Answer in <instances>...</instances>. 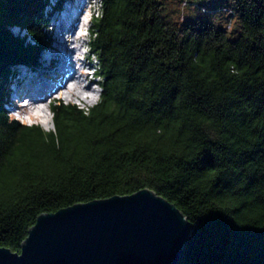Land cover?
I'll use <instances>...</instances> for the list:
<instances>
[{
  "label": "trees",
  "instance_id": "16d2710c",
  "mask_svg": "<svg viewBox=\"0 0 264 264\" xmlns=\"http://www.w3.org/2000/svg\"><path fill=\"white\" fill-rule=\"evenodd\" d=\"M99 1L98 97H53L46 129L7 104L51 42L50 0H0V245L20 250L40 211L148 186L192 225L179 264H264V0H180V20L159 0Z\"/></svg>",
  "mask_w": 264,
  "mask_h": 264
},
{
  "label": "water",
  "instance_id": "95a60500",
  "mask_svg": "<svg viewBox=\"0 0 264 264\" xmlns=\"http://www.w3.org/2000/svg\"><path fill=\"white\" fill-rule=\"evenodd\" d=\"M187 215L148 186L40 211L0 264H179Z\"/></svg>",
  "mask_w": 264,
  "mask_h": 264
},
{
  "label": "rangeland",
  "instance_id": "374dc122",
  "mask_svg": "<svg viewBox=\"0 0 264 264\" xmlns=\"http://www.w3.org/2000/svg\"><path fill=\"white\" fill-rule=\"evenodd\" d=\"M160 1V3H161V10H162V12H163V14L165 15V17L166 18H169V19H174V20H180L179 18H178V15H179V11H180V0H159ZM225 2H229V4H230V0H224ZM206 3V2H205ZM90 7H92V8H90V11H89V9H88V11L85 9V6H83V10L81 11L82 12V14L84 13V16H85V19H86V23H87V19H88V17H89V15H90V13H91V11L92 12H97L98 11V7H99V0H96V2L94 3V2H91L90 4H88ZM48 13H49V10H48ZM184 13H185V17H186V19H190V18H192L193 16H196V15H202L203 17H205V18H207V19H211V20H213L217 25H221V26H225L226 25V16L224 15V14H222V13H218L217 14V16H216V14H214V13H211V12H200L198 9H196V8H194V7H190V6H186L185 8H184ZM55 14H57V13H55ZM62 14H64V13H62ZM219 15H222V16H219ZM224 17V18H223ZM52 23H53V17H51V19L49 20V24H48V32H50L52 35L53 34H55L56 35V37H57V39L59 40V42H57L56 41V45H58V47L56 46V51L57 52H60V50H59V48L60 47H62V45L60 44V43H62V41L66 38V36H62L59 32H57L56 30H52V28H50L51 27V25H52ZM89 23L91 24V19H90V21H89ZM238 27V20H237V16L236 15H233L232 16V25L230 26V27H227V29H228V31L232 34L233 33V31H234V29H236ZM14 32H17L18 30H17V27H13V26H11L10 27ZM55 29H57L56 27H55ZM82 31V30H81ZM19 34H22L21 32H19ZM88 40H89V37H88ZM70 42V43H69ZM67 45L69 46V47H72V42L69 40L68 41V43H67ZM71 51V50H70ZM68 52V55L70 56V57H74V55H73V53H71V52ZM94 55H95V58H94ZM68 56V57H69ZM61 57V56H60ZM66 58V57H65ZM96 60V54H95V52L94 53H92V55H91V58L89 57V61L92 63V62H94ZM65 61V60H64ZM60 62H61V60H60ZM76 64V62L74 61L73 62V64L72 65H75ZM54 71V70H53ZM56 71V70H55ZM40 74V73H39ZM58 75V76H57ZM55 76H57L58 78H61V74L59 75V74H53V79H56V77ZM96 79H98V76L97 75H95L94 74V77H92L90 80H89V83H90V86H92V85H94V86H96V88L98 89V90H100V86H99V84H97V83H94V81L96 80ZM61 80H63V78L61 79ZM36 81V80H35ZM24 82H26V81H24ZM62 82H64V81H62ZM94 83V84H93ZM27 89V88H26ZM76 91V90H75ZM77 92V91H76ZM78 93L80 94V91H78ZM99 93V92H98ZM55 94H57V92H53L52 94H51V96L52 95H55ZM65 94V93H64ZM97 94V90H96V93H94V95H96ZM93 95V96H94ZM50 96V97H51ZM97 96V95H96ZM98 97V96H97ZM96 97V98H97ZM83 98V97H82ZM64 100H73V101H76L79 105H82L81 103H86V102H82V101H79L78 100V98H76V97H74V96H70V97H68V95H66L65 94V97H64ZM85 100H88V99H85ZM95 100V98L93 99V100H91V102H93ZM49 98L47 99V100H45V102L43 103V105H45L44 107L46 108L47 107V109H48V111H49ZM89 101H90V99H89ZM91 102H89V103H91ZM18 105V104H20V102L19 101H15V103H12L10 106H15V105ZM7 105H9V104H7ZM84 106H86L85 104H83ZM31 108V107H30ZM30 108L28 109L27 107H24V109L28 112V110H30ZM49 112H51V110L49 111ZM37 115V116H36ZM38 115H40V114H35V116L34 117H30L29 119H28V121L27 122H37V123H40L41 124V126L43 127V128H49V127H53V121H52V116H51V114H49L50 115V119L51 120H49V118H48V115L46 114V116L45 117H43L42 115H40V116H38ZM39 117V118H38ZM21 120H23V121H26L27 119H25L24 118V116H21Z\"/></svg>",
  "mask_w": 264,
  "mask_h": 264
},
{
  "label": "bare ground",
  "instance_id": "6f19581e",
  "mask_svg": "<svg viewBox=\"0 0 264 264\" xmlns=\"http://www.w3.org/2000/svg\"><path fill=\"white\" fill-rule=\"evenodd\" d=\"M73 10L75 11H71L70 14L68 15H62L60 18L61 21V28H60V33L63 36H66L67 39L66 41H71L72 42V47L69 48L66 42L61 43L65 49L66 52H70L73 53L77 47H78V43L74 42L78 36H80L81 34V29L83 27V24L85 23L83 17H82V10H83V2L81 1V5H74ZM70 43V42H69ZM66 57V58H65ZM64 59H60L61 61H64L66 63L71 64L73 62V59L71 57L65 56ZM59 60V61H60ZM66 70V69H64ZM54 71L50 72V74L54 73ZM60 75V74H59ZM43 76L42 74H39V77ZM52 76V75H51ZM58 76V75H57ZM67 82L64 83L62 82L61 79H57V83H59V88L63 87L66 88L68 86H72L75 88V90L78 92L80 91V96L83 97V99H89L91 97H93L94 93H96V89L94 90H90V89H85V87H90V85H84L82 86L79 79L77 77L73 76L72 70H67ZM36 80V79H35ZM46 82H44V80L42 79L41 83H40V87L39 89H42L43 85ZM54 80H51L50 78L47 80V86L52 87L53 85L57 84ZM27 85L26 82L22 83L23 88ZM54 92L58 91V87L54 90H50L47 92H41V93H34L31 94V99L29 101V106L28 109L30 108V110H28V112H32L34 114H40L43 117L46 116V114L48 115L49 120L50 119V112L48 111L47 107L45 108L43 105V103L45 102V100H47L48 98H50L51 94ZM69 90L65 91V94H68ZM38 115V116H40ZM39 118V117H38Z\"/></svg>",
  "mask_w": 264,
  "mask_h": 264
},
{
  "label": "clouds",
  "instance_id": "9594fccd",
  "mask_svg": "<svg viewBox=\"0 0 264 264\" xmlns=\"http://www.w3.org/2000/svg\"><path fill=\"white\" fill-rule=\"evenodd\" d=\"M16 27H17V26H16ZM12 29H13V28H12ZM17 30L19 31V27H17ZM18 31H17V32H18ZM94 62H95V61H94ZM98 92H99V90L97 91V96H98V94H99ZM97 96L94 97L95 100H96V97H97ZM95 100H94V101H95ZM90 102H91V101H90ZM91 103H92V102H91ZM83 104L87 105V104H90V103H83ZM83 104H82V105H83ZM83 106H84V105H83ZM51 116H52V114H51ZM30 123H31V122H30Z\"/></svg>",
  "mask_w": 264,
  "mask_h": 264
},
{
  "label": "built area",
  "instance_id": "2783aa9c",
  "mask_svg": "<svg viewBox=\"0 0 264 264\" xmlns=\"http://www.w3.org/2000/svg\"><path fill=\"white\" fill-rule=\"evenodd\" d=\"M185 0H183V2H184ZM92 2H96V0H92ZM99 4H100V1H99ZM98 10H99V7H98ZM98 12V11H97ZM97 12H94V13H97Z\"/></svg>",
  "mask_w": 264,
  "mask_h": 264
}]
</instances>
